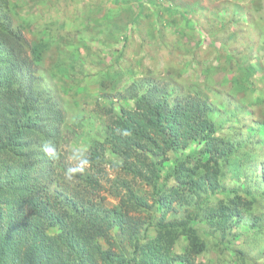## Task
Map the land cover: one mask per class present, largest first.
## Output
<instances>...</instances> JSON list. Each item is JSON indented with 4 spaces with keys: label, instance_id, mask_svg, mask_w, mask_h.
I'll return each mask as SVG.
<instances>
[{
    "label": "rangeland",
    "instance_id": "374dc122",
    "mask_svg": "<svg viewBox=\"0 0 264 264\" xmlns=\"http://www.w3.org/2000/svg\"><path fill=\"white\" fill-rule=\"evenodd\" d=\"M5 14L28 43L42 51L32 68L16 74L17 83H25L40 97H51L61 115L59 122H52L61 158L47 169L55 170L53 193L64 198L68 218L77 206L109 218L111 209L133 190L135 202L150 204L149 211L133 212L145 225L152 215L167 222L199 214L194 225L209 245L197 256V264H264V236L258 238L250 229L253 223L264 232V187L253 175L254 163L234 160L232 168L225 169L223 187L239 190L243 197L241 191L247 188L260 194L246 202L243 220L230 219V228L223 232L221 226L211 224L209 214L221 208L218 200L226 198L224 189L202 188L183 196L171 210L163 209V204L158 210L151 185L122 168L123 158L108 143L116 117L143 98L171 104L201 99L213 109L210 114L218 124L230 119L223 132L238 113L231 97L260 105L264 100V0H9ZM257 114L262 117V109ZM44 121L49 128L47 116ZM33 139L28 137V142ZM95 144L105 146V158L93 162L74 181H65L63 172L70 165L67 150L79 145L89 154ZM197 145L195 139L187 148L170 151L160 164L163 177L175 165L176 156L200 152ZM194 156L190 167L200 163L198 153ZM158 184H164L163 178ZM132 230L125 234L119 224L111 227L110 236L117 243L114 250H133L127 237ZM58 231V226L48 230ZM140 235L143 240L141 229L135 237ZM154 235L155 230L149 229L148 236ZM101 241L109 245L104 238ZM186 243L182 237L175 252L182 253ZM8 259L17 264L12 256Z\"/></svg>",
    "mask_w": 264,
    "mask_h": 264
},
{
    "label": "trees",
    "instance_id": "16d2710c",
    "mask_svg": "<svg viewBox=\"0 0 264 264\" xmlns=\"http://www.w3.org/2000/svg\"><path fill=\"white\" fill-rule=\"evenodd\" d=\"M8 3L9 0H0V264H11L8 256L17 264H174L176 260L197 264V256L209 245L194 225L199 214L167 222L152 215L147 227L135 219L133 212L149 211L150 204L135 202L133 199L138 197L133 190L128 191L130 195L122 199L119 207L111 209L109 218L95 211L85 213L80 206L72 208L75 215L68 218L64 198L53 193L55 170L47 169L54 168L56 161L47 160L40 150L46 139L58 146L52 122H59L61 115L51 97H40L28 91L25 83H17L16 74L32 68L33 61L41 59L42 51L37 45L31 46L23 32L14 28V22L5 14ZM238 62L239 59L234 61L233 68ZM232 98L238 113L226 132L224 124L230 119L218 124L210 114L213 109L201 99L171 104L144 98L136 100L133 109L123 110L108 131L109 146L123 158L122 168L151 185L158 210L163 204V209L169 211L183 196L202 188L214 192L224 189L226 198L218 200L221 208L209 214L211 224L221 226L223 232L230 228V219L243 220L246 202L250 204L260 194L247 188L241 191L243 197L239 190L223 187L226 167L232 168L234 160L254 163L253 175L262 180L264 187V100L260 105H248ZM259 108L262 117L257 114ZM46 116L51 122L49 128L44 125ZM118 129H127L131 135L122 136ZM30 136L35 139L28 142ZM195 139L200 152L183 158L176 156L175 165L163 177L160 164L168 153L187 148ZM104 152V145L95 144L88 154L92 164L104 159ZM196 153L200 163L190 167L188 163ZM199 166L203 170H198ZM161 178L164 184L159 186ZM171 180L174 182L168 186ZM116 223L125 234L133 228L127 236L132 251L113 249L116 238L109 232ZM51 226H58L59 231L50 234ZM151 228L155 230L153 237L148 236ZM255 228L257 225L251 223L255 236H264L262 230ZM140 229L143 240L141 235L135 237ZM182 237L187 243L183 252L177 254L175 247Z\"/></svg>",
    "mask_w": 264,
    "mask_h": 264
},
{
    "label": "clouds",
    "instance_id": "9594fccd",
    "mask_svg": "<svg viewBox=\"0 0 264 264\" xmlns=\"http://www.w3.org/2000/svg\"><path fill=\"white\" fill-rule=\"evenodd\" d=\"M118 132L122 136L131 135V132L127 129H118ZM40 150L43 156L49 161L55 162L61 158V152L52 139L42 141ZM66 159L70 162V165L63 172V178L67 182H72L78 176L83 175L92 164L86 149L79 145L67 150Z\"/></svg>",
    "mask_w": 264,
    "mask_h": 264
}]
</instances>
